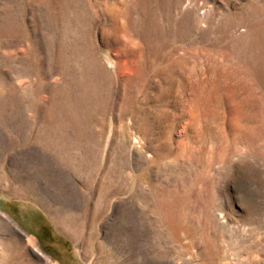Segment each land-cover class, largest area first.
Wrapping results in <instances>:
<instances>
[{
  "label": "rangeland",
  "instance_id": "1",
  "mask_svg": "<svg viewBox=\"0 0 264 264\" xmlns=\"http://www.w3.org/2000/svg\"><path fill=\"white\" fill-rule=\"evenodd\" d=\"M0 264H264V0H0Z\"/></svg>",
  "mask_w": 264,
  "mask_h": 264
}]
</instances>
